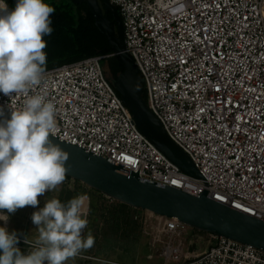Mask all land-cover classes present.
<instances>
[{"label": "built area", "instance_id": "1", "mask_svg": "<svg viewBox=\"0 0 264 264\" xmlns=\"http://www.w3.org/2000/svg\"><path fill=\"white\" fill-rule=\"evenodd\" d=\"M110 1L149 109L203 180L182 172L140 131L100 56L44 71L25 93H0V105L19 109L28 96L44 95L56 105L53 135L61 140L264 220V0ZM151 214L169 239L165 264H264L263 251L212 235L203 252L185 251L173 240L188 226Z\"/></svg>", "mask_w": 264, "mask_h": 264}, {"label": "clouds", "instance_id": "2", "mask_svg": "<svg viewBox=\"0 0 264 264\" xmlns=\"http://www.w3.org/2000/svg\"><path fill=\"white\" fill-rule=\"evenodd\" d=\"M55 8L45 0H0V93L11 97L30 85H39L47 63L45 36L53 32ZM6 107L10 115H6ZM56 105L44 95L28 96L19 109L0 105V218L25 206L37 207L39 196L61 185L66 178L68 154L49 138L56 127ZM86 197L67 203L48 200L33 212L38 231L28 252L17 247L20 237L0 226V264H67L94 237L83 236L88 221L83 212Z\"/></svg>", "mask_w": 264, "mask_h": 264}, {"label": "water", "instance_id": "3", "mask_svg": "<svg viewBox=\"0 0 264 264\" xmlns=\"http://www.w3.org/2000/svg\"><path fill=\"white\" fill-rule=\"evenodd\" d=\"M86 3L96 26L118 55L124 70L113 82L123 103L131 111L140 131L182 172L203 180L192 159L169 137L160 120L151 112L144 97L142 74L126 51L125 30L118 8L110 0H71ZM110 13L112 18L105 14ZM68 154L66 176L100 192L107 198L154 215L176 218L186 226L216 237H224L264 252V220L214 201L204 191L196 196L184 190L151 182L137 172L125 171L118 164L92 152L49 137ZM87 200H89L86 197ZM88 202V201H87ZM88 203L83 207L87 219ZM85 229L83 230L84 235Z\"/></svg>", "mask_w": 264, "mask_h": 264}, {"label": "trees", "instance_id": "4", "mask_svg": "<svg viewBox=\"0 0 264 264\" xmlns=\"http://www.w3.org/2000/svg\"><path fill=\"white\" fill-rule=\"evenodd\" d=\"M45 2L54 7L55 12L50 17L53 32L50 36L44 37L47 42V47L44 49L47 54L44 71L100 56L104 73L113 85L114 80L124 70V65L96 26L94 15L88 5L76 4L71 0H45ZM99 2L101 5L104 4V0ZM8 4L10 8L14 7L15 0H8ZM105 14L112 18L110 13L105 12ZM144 97L146 99L145 92ZM54 191L57 192L55 199H59L62 203H67L78 196L89 198L88 224L83 236L87 237L91 234L95 242L91 248L82 250L79 255L105 261H112L111 259L115 258L118 260L117 263L136 264L137 250L143 239L146 211L111 200L67 176L61 185L46 192L45 195L51 198ZM38 200L40 201L38 206L43 208L39 197ZM191 230L207 234L196 229ZM18 247L26 254L29 245L19 240Z\"/></svg>", "mask_w": 264, "mask_h": 264}, {"label": "rangeland", "instance_id": "5", "mask_svg": "<svg viewBox=\"0 0 264 264\" xmlns=\"http://www.w3.org/2000/svg\"><path fill=\"white\" fill-rule=\"evenodd\" d=\"M71 185L72 183H70V186ZM53 193L54 195L52 197L55 198L57 192L54 191ZM52 197L48 198L45 194L39 196L43 206L48 200L53 199ZM87 203L89 208V200L85 199L84 206H86ZM40 209V206L35 208L32 206H25L24 208L18 209L14 214L4 211V215H8L9 219L7 221H2V218H0V226L6 227L9 232H16L19 237L23 238L21 241L24 242L26 237L29 244H35L38 237V231L33 224L31 217L33 212ZM147 213V221L144 224L143 239L137 250L136 264H165L167 260L162 256V249L164 243H168L169 239L166 235L163 233L161 234L158 231L156 218L153 217L150 212ZM191 229L192 228L188 227L184 235L181 237H175L173 243L175 245L181 244L185 251L201 253L208 249L214 242L211 235L193 232ZM28 250L29 248H27L26 253ZM111 260L112 261H105L78 254L76 257L69 259L67 264H121L117 263L118 260L115 258H112Z\"/></svg>", "mask_w": 264, "mask_h": 264}, {"label": "crops", "instance_id": "6", "mask_svg": "<svg viewBox=\"0 0 264 264\" xmlns=\"http://www.w3.org/2000/svg\"><path fill=\"white\" fill-rule=\"evenodd\" d=\"M147 214H148V213H147V211H146V213H145L146 221H147ZM22 239H23V238L20 237V240H22Z\"/></svg>", "mask_w": 264, "mask_h": 264}, {"label": "flooded vegetation", "instance_id": "7", "mask_svg": "<svg viewBox=\"0 0 264 264\" xmlns=\"http://www.w3.org/2000/svg\"><path fill=\"white\" fill-rule=\"evenodd\" d=\"M104 4H102V6H103ZM17 247H18V245H17Z\"/></svg>", "mask_w": 264, "mask_h": 264}]
</instances>
